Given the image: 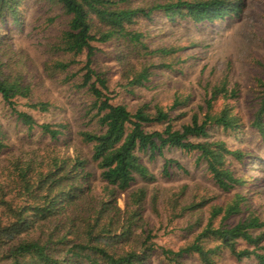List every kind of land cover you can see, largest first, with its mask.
<instances>
[{"label": "trees", "instance_id": "trees-1", "mask_svg": "<svg viewBox=\"0 0 264 264\" xmlns=\"http://www.w3.org/2000/svg\"><path fill=\"white\" fill-rule=\"evenodd\" d=\"M39 12L40 70L49 79L87 97L82 121L37 123L17 108L50 111L48 99L34 98L25 67L29 58L16 49L13 35L27 24L24 0H0V99L25 136L38 129L35 144L16 152L0 122V264H222L225 250L240 262L264 264V221L253 207L254 175L244 168L253 157L239 141L245 129L264 143L263 76L255 77L248 114L230 102L240 90L225 76L199 80L201 101L188 121L174 125L172 109L190 99L174 95L166 107L146 101L130 109L113 103L109 77L101 68L98 44H111L118 85L128 93L150 88L153 77L175 72L189 56L172 41L153 43L167 23L194 25L239 17L241 0H33ZM146 23V25L143 23ZM161 22V28L158 23ZM109 53V54H110ZM63 75V76H62ZM35 77V74H33ZM82 91V92H80ZM219 107H216L218 102ZM158 128H155L157 127ZM151 128V129H148ZM216 132L222 134L215 135ZM177 148L195 154L209 184L174 188L159 185L171 169L188 174L178 160L164 156ZM162 159L158 172L149 163ZM160 225L185 218L190 236L174 249L159 245L149 214ZM237 217L236 222H231ZM245 246H240L241 243Z\"/></svg>", "mask_w": 264, "mask_h": 264}, {"label": "rangeland", "instance_id": "rangeland-1", "mask_svg": "<svg viewBox=\"0 0 264 264\" xmlns=\"http://www.w3.org/2000/svg\"><path fill=\"white\" fill-rule=\"evenodd\" d=\"M244 3V11L239 17L217 20L213 23H203L194 25L187 21L179 24L167 23L161 32L150 31L153 43H167L172 41L184 46L185 55L189 56L186 63H181L175 67V72H165L162 75L153 77L151 87H138L133 93L126 92L118 85V66L110 53L111 44H98L106 54H98L99 65L107 72L109 77L110 96L113 103H124L130 109H134L138 103L146 101L153 106L155 104L166 107L172 103L174 95L184 98L190 94V99L183 105L172 109L174 117L172 123L178 125L183 121H188L192 110L201 101V90L199 80L207 78L227 77L229 83L237 84L240 90L237 100L229 103L235 106V110H242L248 114L252 101L255 77L263 76L258 61L264 63V0H241ZM26 9L27 24L22 33L14 34L13 40L16 49L29 58V64L24 68L26 76L34 86V98L48 99L52 106L50 111L39 112L27 106L26 99H17V108L30 113L37 123L45 121L68 120L75 128L82 123L78 117L80 105L87 97L84 93L72 92L68 84L59 83L57 79H49L42 75L40 62L42 54L39 47L41 36L37 27L39 20L38 12L33 4V0H24ZM146 25V23L143 21ZM158 28L163 27L158 23ZM156 32V33H155ZM110 53V54H109ZM35 74V77L33 76ZM63 76V75H62ZM82 92V91H80ZM88 98V97H87ZM219 101L216 107H219ZM0 122L7 128L13 149L17 152L19 146L26 141L36 143L39 141L38 129L34 128L28 137L25 136L24 127L15 125L13 118L9 116L6 105L0 99ZM155 128H158L155 127ZM148 129H151L148 127ZM215 135L222 134L216 132ZM230 144L239 147H247L253 157L245 165L249 175H254L258 180V186H251V197L253 207L264 221V143L258 140L256 133L247 128L239 141L227 138ZM164 156L173 158L189 171L188 174L181 170L171 169L173 174L169 178H160L158 183L165 188H174L184 184L193 185L195 182L209 184L208 174L204 172L203 164L195 163V154L185 153L177 148L164 150ZM162 164V159L154 163H149L151 170L158 172ZM150 223L154 225L156 237L154 240L161 246L178 248L183 242V236H190V230L185 218L177 219L174 224L165 226L163 219L160 225L159 219L153 215H148ZM237 217L230 221L236 222ZM264 232V228H263ZM240 246H245L242 242ZM156 256L153 257V264L156 263ZM222 264H253L252 258H244L240 262L232 258L225 250L220 252ZM187 261L198 264L196 256L190 254Z\"/></svg>", "mask_w": 264, "mask_h": 264}]
</instances>
